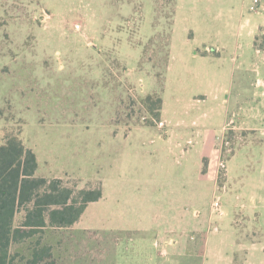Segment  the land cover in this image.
I'll return each instance as SVG.
<instances>
[{
  "label": "rangeland",
  "instance_id": "374dc122",
  "mask_svg": "<svg viewBox=\"0 0 264 264\" xmlns=\"http://www.w3.org/2000/svg\"><path fill=\"white\" fill-rule=\"evenodd\" d=\"M253 1L0 0V145L18 136L36 156V175L75 195L104 190L71 228L38 234L56 257L85 264L95 255L76 242L94 230L108 234L91 245L102 264H264V50L255 49L264 37L254 42L245 23H263L264 0ZM205 49L218 54L197 64ZM203 76L213 85L197 88ZM155 93L162 121L144 103ZM201 154L216 190L202 199L197 184H166L164 173L195 175ZM216 197L221 217L211 210ZM187 220L209 221L203 260L195 234L179 246Z\"/></svg>",
  "mask_w": 264,
  "mask_h": 264
},
{
  "label": "trees",
  "instance_id": "16d2710c",
  "mask_svg": "<svg viewBox=\"0 0 264 264\" xmlns=\"http://www.w3.org/2000/svg\"><path fill=\"white\" fill-rule=\"evenodd\" d=\"M144 103L153 121H159L161 97L149 95ZM36 170L34 152L18 136L6 137L0 145V264H73L75 260L69 263L67 258L56 257L52 246L45 243V234H38L47 229L71 228L88 204L102 198V189H82L75 195L61 179L38 177ZM20 213H23L21 221L14 226ZM79 235L76 243L83 253L95 255L87 256L83 260L85 264L88 259L102 264L104 258L97 260L96 255H103V251L91 245L102 246L108 234L84 230ZM24 244L27 245L25 252H12L13 247ZM75 259H80L78 254Z\"/></svg>",
  "mask_w": 264,
  "mask_h": 264
},
{
  "label": "crops",
  "instance_id": "0c3cea01",
  "mask_svg": "<svg viewBox=\"0 0 264 264\" xmlns=\"http://www.w3.org/2000/svg\"><path fill=\"white\" fill-rule=\"evenodd\" d=\"M252 10L255 11L254 8ZM262 10L264 11V7L262 8ZM245 23H246V26L248 27L247 35L248 36H255L254 37V42H255V39L258 36H263L264 37V20H263V23L262 24H259L257 21H255V19L253 17L252 18L251 17H248L246 19ZM255 49L259 51V49H257L256 47H255ZM213 53L214 54H218L217 51L213 52L210 49H205L203 51H198V52L194 53L193 59L196 61L197 64H202V65L203 64H207V63L212 62L214 60V58L212 56ZM217 74H219V73L217 72ZM218 80L220 81V79L217 78L216 79V82H215V85L218 83ZM195 85H196L197 88H202L203 86L210 87V86L213 85V78H210V77L206 78V76H203V79L202 80L195 81ZM256 85L257 86H261L262 85V81L260 79H258L256 81ZM188 94H190L191 98L194 101H199V100H201L203 98H206L205 95H200V94H197V93H192L191 92V93H188ZM163 105H164V101L162 99V108H161V111H160V120L161 121H162V116H163V113H164ZM238 127H239V129H241V131H248V132H255V133H257L259 131V129L252 128V127H243V126L242 127L241 126H238ZM260 131H262V133L264 134V127H263V130H260ZM188 142H190V141H188ZM200 156L203 159L202 161H203V164L204 165H197V168H196V171H195V175L191 176L190 179H189L188 171L186 169L184 170V174L182 176H181L182 173H180L178 175L179 177L178 176L171 177L172 174H170V173H166L165 174L164 173V175H165L164 176V180H165L166 184H170L175 179H180V183L183 184V185L184 184L185 185H195V184H197V186H198L197 187V195H201V198L202 199H203L202 192H203V195H204V191L205 190H212V191L216 190V187L215 186H218L217 175H216V178L215 179L212 177L211 178V181H210V179L208 178V176L210 175V173H209V164H208L209 163V160H208L209 158L207 157V155L205 156L203 154H201ZM206 160H207V168L205 170V161ZM201 168H202V171H201V174H199V172H200L199 170ZM38 169H39V163H37L36 173H37ZM157 178H159V176H157V174H154V173L150 177H148V179L150 181H153L154 183H157ZM166 180H168V181H166ZM226 182H227V178H226L225 182L223 183L224 184L223 187H221L223 189V192H226L227 191ZM100 187L102 189V198L101 199H103V197H104V190H103L102 185ZM218 199H219V202H220L221 201V198L218 197ZM179 201H181V200L179 199ZM88 206H89V204H88ZM88 206H87V208H88ZM220 206H221V204H220ZM211 210H212V208H211ZM221 210H222V208H221ZM194 215H198V212L194 213ZM222 215H223V212H222ZM240 217H241L240 214H236L235 219H234V224L235 225L239 224L240 221L238 220V218H240ZM80 219H79V221H80ZM243 219H247V218L243 216ZM241 221L243 222L245 220H241ZM178 222H180V221H178ZM186 223L187 224L188 223H190V224L192 223L193 226H191V225L188 226V225L184 224L186 227L191 228V231L183 230V233L181 235V241H180L179 246H181L183 249L186 250L189 247V242H188L187 234H189V233L195 234V236L198 237V238H200V240H201V244H202V255H201V259L203 260L204 254H205V249H206V244H207V232L210 230L209 221L208 220H206V221L205 220H191V221L187 220ZM240 224L243 225V223H240ZM164 228L167 229L166 227H164ZM86 229H88V228H86ZM136 231H138L139 233H143V234L144 233L149 234L148 233L149 232L148 230H140V229H138ZM161 238L162 237H160V239ZM166 242H168V245H171V243H174L173 240L170 239V238ZM190 244H192V243H190ZM229 260H232V258H229Z\"/></svg>",
  "mask_w": 264,
  "mask_h": 264
},
{
  "label": "built area",
  "instance_id": "2783aa9c",
  "mask_svg": "<svg viewBox=\"0 0 264 264\" xmlns=\"http://www.w3.org/2000/svg\"><path fill=\"white\" fill-rule=\"evenodd\" d=\"M253 2H254V4H258L259 3L258 0H254ZM75 28L78 29L79 26L76 25ZM211 208H212L213 212H215L219 216H221L222 210H221V206H220V202H219L218 198H214V200L212 202V205H211Z\"/></svg>",
  "mask_w": 264,
  "mask_h": 264
}]
</instances>
